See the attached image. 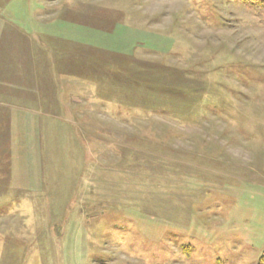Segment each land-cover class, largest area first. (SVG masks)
<instances>
[{"label":"rangeland","instance_id":"obj_1","mask_svg":"<svg viewBox=\"0 0 264 264\" xmlns=\"http://www.w3.org/2000/svg\"><path fill=\"white\" fill-rule=\"evenodd\" d=\"M0 264H264V0H0Z\"/></svg>","mask_w":264,"mask_h":264},{"label":"crops","instance_id":"obj_2","mask_svg":"<svg viewBox=\"0 0 264 264\" xmlns=\"http://www.w3.org/2000/svg\"><path fill=\"white\" fill-rule=\"evenodd\" d=\"M36 113V112H35ZM33 115V126L39 133L41 141L40 156L43 159V169L46 170L47 182L50 190L63 189V193L54 195L59 204L66 201L73 194L77 176L84 166L83 150L75 126L67 120ZM43 156V157H42ZM17 184L23 183V172L27 169H37L36 157L31 165L30 155H24V161L15 164ZM32 183H28L33 185ZM21 186V185H20Z\"/></svg>","mask_w":264,"mask_h":264}]
</instances>
